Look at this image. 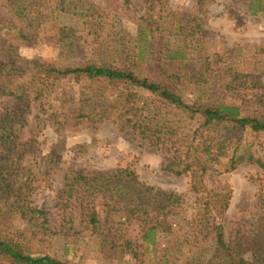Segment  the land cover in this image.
Masks as SVG:
<instances>
[{
  "label": "rangeland",
  "instance_id": "1",
  "mask_svg": "<svg viewBox=\"0 0 264 264\" xmlns=\"http://www.w3.org/2000/svg\"><path fill=\"white\" fill-rule=\"evenodd\" d=\"M3 44L21 60L57 69L129 66L149 81L176 85L188 104L264 114V0H205L200 7L197 0H0ZM41 86L42 98L30 101L13 126L19 148L7 178L14 193L0 191V240L18 244L25 255L67 264H221L209 262L215 246L199 218L210 211L215 216L212 206L225 200L215 222L233 245L263 217L264 133H234L226 156L209 162L203 175L176 176L163 170L165 153L115 123L124 110L114 99L139 90L76 76L45 79ZM15 105L11 97L0 98V117ZM200 124H190L193 147L206 135ZM125 168L146 186L181 196L168 216L169 232L145 235L148 226L124 212L107 218L121 236L117 243L128 240L136 257L103 247L89 225L90 198L63 197L66 174ZM24 206L46 212L58 234L41 237ZM95 206L103 224L99 198ZM0 264L14 263L0 258Z\"/></svg>",
  "mask_w": 264,
  "mask_h": 264
},
{
  "label": "trees",
  "instance_id": "2",
  "mask_svg": "<svg viewBox=\"0 0 264 264\" xmlns=\"http://www.w3.org/2000/svg\"><path fill=\"white\" fill-rule=\"evenodd\" d=\"M204 1L197 0V5L202 6ZM257 6L260 7V4L257 3ZM18 36L24 39L21 34ZM25 75L30 76L31 80L23 83L20 79ZM67 76L83 77L112 85L123 84L147 93L149 96L145 99L140 92L128 91L116 97L114 106L117 105L124 111L115 118V123L125 125L165 153L163 170L176 176L187 173L195 175L198 172L203 175L208 170L209 162L226 156V149L234 133L238 134L245 130L264 133V114L245 115L238 106L198 102L188 104L182 99L176 85L166 86L163 83L149 81L138 76L129 66L57 69L37 61L21 60L12 46L3 44L0 47V98L11 97L16 105L12 109H6L4 115L0 117L1 193H14L7 175L12 157L17 156L15 153L19 148L13 126L22 121L23 108L28 107L30 101L35 102L42 98L44 87L41 86V82L45 79L58 80ZM261 99L258 98L257 101L262 103ZM184 120L190 122L184 124ZM194 120L200 121L199 129L206 132L205 136L203 133L200 134L202 141L195 147L194 138L190 134V124ZM219 130L224 132L219 133ZM257 163L260 164L259 161ZM231 164L233 169L236 160L231 159ZM64 182L63 197L72 199L77 196L76 199L79 201L86 197L90 198L87 202L90 206H85L91 210L89 225L92 232L100 237L103 247H107L108 250L118 248L120 253L132 257L137 255L132 244L125 239L122 243H117L121 236L112 226H107L111 225L107 218L117 212H124L136 222L148 226L145 235L156 231L165 233L170 231L168 216L174 213L181 200V196L176 193H165L141 183L137 175L128 168L115 169L112 172L88 171L85 174L78 171L73 176L66 174ZM95 198H99L101 207L105 208L101 212L105 214L103 224L98 220L100 213L95 210ZM16 199L20 201V195H17ZM226 204L224 200L221 206H212L215 216L212 217L210 211L209 216L199 218L201 231H205V237H210L215 246L213 258L209 262L247 264L249 258H254L257 264H264V213L257 226L241 236L244 239L242 244L230 245L224 240L222 226L215 222L218 214L227 207ZM23 212L29 215V221L37 228L41 237L58 234L48 226L46 212L29 206H24ZM67 223H70V219ZM68 227L71 231V226ZM244 255L248 258L245 259ZM0 258L14 264H67L49 256L33 258L25 255L18 244L2 240Z\"/></svg>",
  "mask_w": 264,
  "mask_h": 264
}]
</instances>
